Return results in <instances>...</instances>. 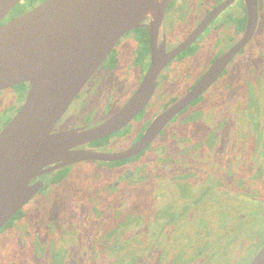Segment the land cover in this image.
<instances>
[{"label":"flooded vegetation","instance_id":"flooded-vegetation-1","mask_svg":"<svg viewBox=\"0 0 264 264\" xmlns=\"http://www.w3.org/2000/svg\"><path fill=\"white\" fill-rule=\"evenodd\" d=\"M24 4L8 17L32 6ZM249 17L246 0H170L159 24L148 17L125 32L51 132L94 127L140 94L142 104L115 130L77 149L128 151L216 59L227 51L229 56L212 82L164 119L136 152L46 166L30 181L41 182L33 196L0 227V264H66L70 228L57 224L55 231L50 205L62 203L68 193L71 198L79 193L84 220L93 213L92 228L89 220L84 228L89 252L84 264H205L200 257L209 245L196 244V237L225 235L234 215L242 219L251 211L246 205L235 209L236 201L264 197V0H256L254 22ZM155 60L160 68L154 83L143 89ZM28 88L20 82L0 89V99L9 95L7 105L0 100V130L20 109ZM210 97L211 109L204 106ZM81 165L87 168L78 170ZM142 187H148L147 212L115 205L125 200L121 192ZM252 223L251 235L258 220ZM140 231L148 241L138 237ZM170 234L190 238L176 244L163 238ZM230 235L233 243L242 238L238 230Z\"/></svg>","mask_w":264,"mask_h":264},{"label":"water","instance_id":"water-1","mask_svg":"<svg viewBox=\"0 0 264 264\" xmlns=\"http://www.w3.org/2000/svg\"><path fill=\"white\" fill-rule=\"evenodd\" d=\"M169 1L43 0L10 18L12 9L24 0H0V89L20 82L29 86L24 103L0 130V227L33 196L41 182L30 181L46 172V166L58 163L49 167L54 169L90 157L114 159L136 152L164 119L203 91L222 70L228 51L213 62L185 98L162 114L138 144L124 153L105 155L76 146L119 127L137 112L142 94L94 127L51 132L118 39L148 17L151 23L159 24ZM246 3L254 22L256 0ZM159 68L155 60L143 89L154 83ZM248 264H264V244Z\"/></svg>","mask_w":264,"mask_h":264},{"label":"rangeland","instance_id":"rangeland-1","mask_svg":"<svg viewBox=\"0 0 264 264\" xmlns=\"http://www.w3.org/2000/svg\"><path fill=\"white\" fill-rule=\"evenodd\" d=\"M31 1V0H24V2ZM39 0H36V3ZM25 5V4H23ZM22 4H18L16 8H20L23 6ZM8 98L9 95L6 94V96H2L0 100H2V104L5 106L8 104ZM204 106L208 107L209 109L212 108L211 104V97L205 98ZM87 168L85 165H81L78 167V170H83ZM122 196H125V200L122 199V201H119L115 205L118 206V204L122 207L123 211L132 212L133 209H139L138 211H141L144 213L146 210H148V203L146 200V197L148 195V187H142V188H128L126 191L121 192ZM79 194V193H77ZM77 194L73 195V198H71L70 194L68 193V196H64L63 202H57V203H51L53 205L52 209L54 211V216L51 218L52 223L54 226L58 224V226H64V228H70V238L67 240V242L71 245L68 249V253L66 256L65 263L66 264H84V260H87L89 252L85 250L84 243L85 239H88V235L86 234L84 228L89 229L88 226L85 225L87 220L90 222V228H92V222H93V213L89 215L87 219H83V213L85 211V205L82 200L77 198ZM138 198H133V195H138ZM75 198V199H74ZM37 200V199H36ZM121 202V203H120ZM32 203V202H31ZM87 203V202H86ZM63 204V205H62ZM238 204V205H237ZM243 205L251 206V211L248 215H246L242 219H235V215L233 218L229 220V224L233 225V228L230 229V231L233 233L236 230L240 232L242 235L241 239H238L236 243H233L234 241H229L230 231L226 233L225 235H219V233L216 234V236L211 237L207 236L206 240H199L196 242V244H202L206 246V244L209 245V248L207 250H203V256L200 258L204 259L203 261H206L205 264H245L249 258H251L253 255H255V252L259 250L261 245L263 244L264 240V197L259 198L255 197L253 194L250 197L249 202H235V209L238 207H241ZM63 206V207H62ZM88 208V206H87ZM63 211V215H60ZM147 212V211H146ZM221 220V219H220ZM258 223L254 226V233L251 235L252 221H257ZM55 231H58V227L56 226ZM219 231V230H218ZM154 234V233H153ZM155 235V234H154ZM194 236V235H193ZM138 237L143 239L145 242L149 240V236L146 234H143L142 231L138 232ZM159 238V235L157 236ZM171 242H180L183 243L186 240H189V238L185 236H176L170 234L169 237H163ZM188 238V239H187ZM262 243V244H261ZM216 244L218 246L216 247ZM222 244H227L224 248L228 251L223 252V247H220ZM263 246V245H262ZM161 248V247H160ZM176 250L179 249L177 246L175 248ZM175 251H171L172 254L176 253ZM206 251V252H205Z\"/></svg>","mask_w":264,"mask_h":264},{"label":"trees","instance_id":"trees-1","mask_svg":"<svg viewBox=\"0 0 264 264\" xmlns=\"http://www.w3.org/2000/svg\"><path fill=\"white\" fill-rule=\"evenodd\" d=\"M35 1H36V0H31V1H30V4H31V5L35 4V3H36Z\"/></svg>","mask_w":264,"mask_h":264}]
</instances>
